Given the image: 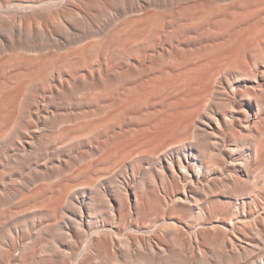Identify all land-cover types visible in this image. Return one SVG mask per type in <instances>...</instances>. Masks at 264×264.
Here are the masks:
<instances>
[{"label": "bare ground", "instance_id": "1", "mask_svg": "<svg viewBox=\"0 0 264 264\" xmlns=\"http://www.w3.org/2000/svg\"><path fill=\"white\" fill-rule=\"evenodd\" d=\"M0 264H264V0H0Z\"/></svg>", "mask_w": 264, "mask_h": 264}]
</instances>
